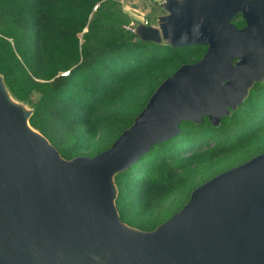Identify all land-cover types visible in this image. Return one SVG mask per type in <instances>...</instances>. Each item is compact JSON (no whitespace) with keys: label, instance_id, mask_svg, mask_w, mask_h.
Returning <instances> with one entry per match:
<instances>
[{"label":"water","instance_id":"1","mask_svg":"<svg viewBox=\"0 0 264 264\" xmlns=\"http://www.w3.org/2000/svg\"><path fill=\"white\" fill-rule=\"evenodd\" d=\"M158 6L167 14L136 26L141 41L206 52L167 78L98 155L61 158L0 76V264H264V153L193 189L151 232L119 218L116 174L175 137L182 122L217 124L264 79V0Z\"/></svg>","mask_w":264,"mask_h":264},{"label":"trees","instance_id":"2","mask_svg":"<svg viewBox=\"0 0 264 264\" xmlns=\"http://www.w3.org/2000/svg\"><path fill=\"white\" fill-rule=\"evenodd\" d=\"M118 0H0V76L61 158L93 157L129 129L156 89L206 46L141 41ZM157 6V4H156ZM164 13V12H162ZM233 23L244 27L238 15ZM147 25L149 23L147 22ZM109 139L96 147L101 135ZM264 153V79L217 124L182 122L114 176L121 222L151 232L193 189Z\"/></svg>","mask_w":264,"mask_h":264},{"label":"rangeland","instance_id":"3","mask_svg":"<svg viewBox=\"0 0 264 264\" xmlns=\"http://www.w3.org/2000/svg\"><path fill=\"white\" fill-rule=\"evenodd\" d=\"M118 1L120 3H121V1L124 3L126 1H129L126 4H136L137 7L142 8L141 10L133 9L131 11V13H129L130 14L129 17L131 18V22L136 26L138 24L144 25L145 20H146V22L150 23V25L153 24L156 26L158 24V21H157L158 17H160L161 15L167 14L163 11L162 8H159L158 4H159L160 0H118ZM244 1H251V0H244ZM156 4H157V6H156ZM120 6L123 7L124 5L121 4ZM131 6H135V5H131ZM136 6H135V8H137ZM125 10H124V12L127 13L128 10L127 11H125ZM147 10H149L148 12H150V13H148ZM162 12H164V13H162ZM131 22L126 27H128L131 24ZM136 26L134 27V29L136 28ZM124 28H125V26H124ZM125 30H127V29L125 28ZM127 31H129V30H127ZM108 139H109L108 134L104 133L103 135L100 136L99 139H97L98 142H97L96 147H100ZM82 153H84L85 156L90 155V151H83Z\"/></svg>","mask_w":264,"mask_h":264},{"label":"crops","instance_id":"4","mask_svg":"<svg viewBox=\"0 0 264 264\" xmlns=\"http://www.w3.org/2000/svg\"><path fill=\"white\" fill-rule=\"evenodd\" d=\"M129 1H126L125 3L124 2H122L121 1V4L122 5H124L122 8L125 10V11H127V14L130 16V14L129 13H131V11L133 10V9H137V10H141L142 8L141 7H137L136 6V4H126V3H128ZM146 2V1H145ZM160 2H161V0H160ZM160 2H159V4H160ZM131 5H135L137 8H135V6H131ZM149 10H147V12H148ZM146 12V11H145ZM148 13H150V12H148ZM146 21V20H145ZM147 25V24H146ZM147 26H155V25H153V24H151L150 25V23H149V25H147Z\"/></svg>","mask_w":264,"mask_h":264},{"label":"built area","instance_id":"5","mask_svg":"<svg viewBox=\"0 0 264 264\" xmlns=\"http://www.w3.org/2000/svg\"><path fill=\"white\" fill-rule=\"evenodd\" d=\"M146 21L144 22V25H146ZM136 25H134L132 22H131V24L128 26V27H125L127 30H129V31H131V32H134V27H135Z\"/></svg>","mask_w":264,"mask_h":264}]
</instances>
